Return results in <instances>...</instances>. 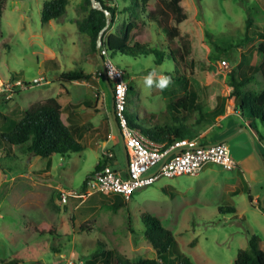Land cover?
<instances>
[{
    "label": "rangeland",
    "instance_id": "374dc122",
    "mask_svg": "<svg viewBox=\"0 0 264 264\" xmlns=\"http://www.w3.org/2000/svg\"><path fill=\"white\" fill-rule=\"evenodd\" d=\"M44 1H5L0 19V130L33 104L58 97L64 106L63 120L67 125L73 123L71 128L83 150L68 157L42 158L19 146L0 148V264H89V260L103 264L101 244L133 260L155 258L157 252L145 236L142 216L146 214L158 217L173 232L177 249L195 264H235L238 250L248 248V230L262 238L264 249V210L260 207L264 140L258 138L254 144L248 129H239L228 138L230 146H249L253 151L254 156L246 160L245 167L250 169L246 172L210 164L197 174L162 177L127 201L118 193L83 195L84 180L110 154L118 169L126 167L124 141L113 119L109 82L93 75L101 63L99 50L93 49L90 36L79 27L91 4L70 0L64 16L43 24ZM107 2L120 12L113 23L110 17L102 39L111 33L121 35L130 14L138 11L131 0ZM182 5L187 18L180 23L174 17L171 20L180 32L175 42L143 16V29L133 35L144 34L150 46L169 54L174 45L181 47L187 41L191 53L185 59L174 54L156 64L153 55L117 53L111 57L134 88L127 113L138 124L155 123L169 101L190 90L199 95L210 123L217 121L230 106V72L240 77L262 61L257 47L260 40L253 31L264 28V0H182ZM124 6H131L130 11L123 12ZM250 17L253 24L248 30ZM223 59L229 63L228 69L220 65ZM153 68L171 77L163 90L143 85L144 76ZM69 70L92 76L64 83L60 74ZM178 73L187 79L179 82ZM37 77L44 83H33ZM263 87L261 75L255 74L248 89L260 92ZM258 123L264 137V126ZM193 130L198 133L200 129ZM240 168L245 171L242 165ZM242 176L247 190L230 194ZM67 190L77 191L78 196H69L68 203H63L60 192ZM249 192L256 196L253 205ZM227 207L238 211L221 210ZM43 223L54 226L56 234H40L35 227Z\"/></svg>",
    "mask_w": 264,
    "mask_h": 264
},
{
    "label": "trees",
    "instance_id": "16d2710c",
    "mask_svg": "<svg viewBox=\"0 0 264 264\" xmlns=\"http://www.w3.org/2000/svg\"><path fill=\"white\" fill-rule=\"evenodd\" d=\"M5 1L0 0V19L4 11ZM69 1H44L41 18L42 23L46 24L51 20H59L64 16ZM87 1L91 4V7L87 15L79 22V27L81 32L90 36L93 49L97 51L99 37L108 22L105 11L108 10L110 12L112 18L111 23H113L120 9L116 5L111 6L107 2L112 0H96L102 9L99 6L94 7L91 0ZM149 2L150 0H131V3L133 6L135 5L138 11L130 14L129 22L121 35L111 33L107 38H101L100 49L105 47L110 57H113L117 53L131 57L153 55L156 64L162 63L166 57H174V54L179 55L182 59L189 56L191 50L188 44L189 42L187 41H182L183 45L181 47L174 45L173 48H170L171 54H169L168 51L166 52L150 46L148 38L144 34L133 35L134 31H141L143 29V21L140 19L142 16L154 22L171 42H175V39L180 34L179 29L171 25V20L174 17L176 22L180 23L187 18L182 0H160L155 2L154 5H150ZM130 8L131 6H124L122 11L129 12ZM252 24L253 19L250 17L246 22L248 30ZM253 33L254 37L260 40L257 47L258 51L262 54V61L251 73L244 74L240 77L235 71L230 72L229 83L232 86V91L227 96V99L232 112L240 111L239 113L244 117L247 116L248 122L250 124L252 123L251 125H247V127L250 128L255 140L259 138L263 141L264 137L259 130L258 121L264 126V87L260 92H253L248 89V86L253 81L255 74H260L264 83V28L254 30ZM91 76V74H87L83 70H69L60 74L61 81L64 83L74 80H89ZM175 78L179 82L187 79L179 73ZM110 84L114 91V86L111 81ZM133 91L134 88L129 86L127 100L129 94ZM188 92L184 96L169 101L166 112L153 124L145 121H141L142 124H138L132 115L128 114L129 126L159 143H170L179 138L197 137L198 133L194 132L193 129L195 127H204L212 121L208 120V114L205 111V107L199 101V95L192 90ZM84 105L86 106L87 103L85 102ZM72 107L80 108L79 105H73ZM63 111L64 106L58 97H49L41 103L33 104L23 112L20 118L10 119L9 125L3 126L2 130H0V148H3L5 144L8 146H19L25 152L42 158H49L55 154L61 157H68L74 152L82 151L83 145L76 136L77 132H74L71 128L73 123L72 125L65 123L62 116ZM72 113L74 112L71 111L70 115ZM196 115L198 117L195 121H190ZM69 120L73 122L72 118H69ZM118 127L120 128L119 125ZM203 142L208 143V140L203 138ZM256 150L260 153L257 146ZM260 156L262 157V154ZM109 161L110 157L107 156L102 163L97 164L95 170L100 169L104 164L109 163ZM86 179L82 184L81 192L83 195L89 193L85 185ZM248 196L252 201V195L249 194ZM112 207L116 208V206ZM262 209L264 210V208ZM221 210L229 213L236 212L235 207H227ZM142 221L145 225V236L153 245L157 256L155 258H138L133 260L116 250L106 249L101 244L102 248H100L99 252L103 256V264H195L188 256L177 249L175 235L171 230L163 226L158 217L146 214L142 216ZM35 229L40 234H56V228L47 223L38 225ZM247 233L248 248L238 250L235 264H264V249L260 245L262 238L250 230ZM88 263L94 264V261L89 260Z\"/></svg>",
    "mask_w": 264,
    "mask_h": 264
},
{
    "label": "built area",
    "instance_id": "2783aa9c",
    "mask_svg": "<svg viewBox=\"0 0 264 264\" xmlns=\"http://www.w3.org/2000/svg\"><path fill=\"white\" fill-rule=\"evenodd\" d=\"M100 55L103 61L93 75L107 78L114 86V110L129 163L120 170L109 162L90 173L85 184L89 190L88 194L118 193L127 201L137 190L152 185L162 177L197 174L209 164L221 165L228 170L236 169L237 163L232 157L231 149L223 141L204 143L197 136L159 143L131 128L127 113L129 83L125 72L113 63L105 47L101 48ZM219 63L223 68H229L226 59ZM32 82L44 83L42 77L34 78ZM108 157L111 158L112 154ZM69 196H78V192L75 190L60 192L63 203H68Z\"/></svg>",
    "mask_w": 264,
    "mask_h": 264
},
{
    "label": "crops",
    "instance_id": "0c3cea01",
    "mask_svg": "<svg viewBox=\"0 0 264 264\" xmlns=\"http://www.w3.org/2000/svg\"><path fill=\"white\" fill-rule=\"evenodd\" d=\"M239 112L240 111L232 112L230 109V106H228L225 113L223 115H221L217 121H215L213 123H208L204 127H200V128L195 127L196 130L200 129L198 132V137H200L202 139V141H203V138H206L208 140V143L222 142L223 141L229 145L228 138L231 135L237 134L239 132V129H244L243 128L244 126L246 128H248L247 127L248 124L244 123L246 121V117L242 116V114ZM246 122H248V121H246ZM248 131H249L250 141H251V136H252V138L254 140V144H255L256 140L253 137L250 128H248ZM229 147L231 149L232 157L234 158V160L237 163L236 170H239V172H246V170L247 171L250 170V169H247L245 167L246 166L245 164H246V160L248 158L254 156V153L251 150V148L249 146H247V147L235 146L234 147V146H230V145H229ZM235 150H237V152L235 153L236 155L234 154ZM109 162H111L113 164V166L115 168H117L115 163H114L113 158L110 159ZM240 165H242V167L245 168V171H242V169L240 168ZM241 178L243 180L241 182L239 180L238 183L234 184L233 190H230V192H229L230 194H236L240 191L247 190V188H248L247 180L243 176ZM255 193L258 195V197H260L261 194L259 191H256ZM249 194L252 195L251 192H249ZM255 201H256V196L253 197V195H252V201L250 200L251 204L255 203ZM236 211H238L237 208H236Z\"/></svg>",
    "mask_w": 264,
    "mask_h": 264
},
{
    "label": "clouds",
    "instance_id": "9594fccd",
    "mask_svg": "<svg viewBox=\"0 0 264 264\" xmlns=\"http://www.w3.org/2000/svg\"><path fill=\"white\" fill-rule=\"evenodd\" d=\"M171 83V77L164 75L162 72H158L156 68H153L143 78V85L147 88L155 86L163 90Z\"/></svg>",
    "mask_w": 264,
    "mask_h": 264
},
{
    "label": "water",
    "instance_id": "95a60500",
    "mask_svg": "<svg viewBox=\"0 0 264 264\" xmlns=\"http://www.w3.org/2000/svg\"><path fill=\"white\" fill-rule=\"evenodd\" d=\"M93 6H94V7L99 6V8L102 9V7H101L98 3H97V4H93ZM105 12H106L107 17H108V22H107V25L105 26L104 29H106V27L108 26V24H109V19H110V17H111V14H110V12H109L108 10H106ZM101 33H102V32H101ZM100 44H101V35H100V37H99V42H98L97 48H98V50H99V57H100V60H101V62H102V61H103V58H102V56L100 55ZM106 80H107V82H109V88H110L111 93H112V113H113V119H114V122H115L116 127L118 128L119 132L121 133V130H120V128L118 127V123H117V119H116V115H115V110H114V91H113V89H112V86H111V84H110V81H109L107 78H106ZM244 129L247 130L248 128H244ZM121 136H122V138H123L122 133H121ZM123 141H124V140H123ZM124 146H125V143H124ZM125 152H126V156H127L126 166H128L129 160H128V154H127L126 147H125ZM261 208H264V198L261 199Z\"/></svg>",
    "mask_w": 264,
    "mask_h": 264
}]
</instances>
